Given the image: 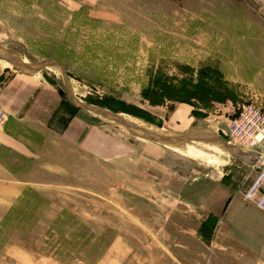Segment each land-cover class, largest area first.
Listing matches in <instances>:
<instances>
[{
  "label": "rangeland",
  "instance_id": "obj_1",
  "mask_svg": "<svg viewBox=\"0 0 264 264\" xmlns=\"http://www.w3.org/2000/svg\"><path fill=\"white\" fill-rule=\"evenodd\" d=\"M256 13L247 0H0V52L65 71L0 60V264H264V213L241 197L264 144L223 134L240 105L264 112ZM152 89L213 97L153 104ZM72 99L249 157L151 142Z\"/></svg>",
  "mask_w": 264,
  "mask_h": 264
},
{
  "label": "built area",
  "instance_id": "obj_2",
  "mask_svg": "<svg viewBox=\"0 0 264 264\" xmlns=\"http://www.w3.org/2000/svg\"><path fill=\"white\" fill-rule=\"evenodd\" d=\"M5 118V116H3ZM229 143L241 148H260L264 143V112L252 103L238 107L236 116L228 125ZM253 176L247 187L241 192L244 202L253 204L264 213V164L255 163Z\"/></svg>",
  "mask_w": 264,
  "mask_h": 264
},
{
  "label": "water",
  "instance_id": "obj_3",
  "mask_svg": "<svg viewBox=\"0 0 264 264\" xmlns=\"http://www.w3.org/2000/svg\"><path fill=\"white\" fill-rule=\"evenodd\" d=\"M0 60H4V61L12 64L13 66H15L17 68L26 69L29 72L39 73L45 69H48L49 67H59L63 71V73H65L62 66L60 64H58L57 62H54V61H49V62H46L43 64L32 66L29 64H25L24 62H22V60L20 58H18L16 56H10V55L4 54L2 52H0ZM72 102H73L75 107L82 109V110H85V111L92 113V114L100 115V116H102L108 120L117 122L118 124L128 128L129 130H131L133 132H137L139 134H142L144 138H146L147 140H149L151 142H155V143L162 144V145L180 146V145H184V144L200 142L203 140H211L213 142L221 144V146L224 148V150L229 152L230 154H232L234 156L240 155L237 151H235L232 147H230L222 139H219L217 136L212 135V134H208L205 132H193V133H188L185 135H178V136H173V137L161 136L155 132H151V131L141 127L137 123H133L131 121H128V120L124 119L123 117H121L120 115L112 113L108 110L95 108L92 106H85L81 103L76 102V100H73Z\"/></svg>",
  "mask_w": 264,
  "mask_h": 264
},
{
  "label": "trees",
  "instance_id": "obj_4",
  "mask_svg": "<svg viewBox=\"0 0 264 264\" xmlns=\"http://www.w3.org/2000/svg\"><path fill=\"white\" fill-rule=\"evenodd\" d=\"M172 92V91H171ZM169 91H158L155 89L147 90L143 92V97L145 99H148L153 104H161L164 101H177L180 103H189L192 100H197V98H206V97H213L209 94V96L206 95H198L193 94L186 91H179L175 93H171ZM193 94V95H191Z\"/></svg>",
  "mask_w": 264,
  "mask_h": 264
},
{
  "label": "bare ground",
  "instance_id": "obj_5",
  "mask_svg": "<svg viewBox=\"0 0 264 264\" xmlns=\"http://www.w3.org/2000/svg\"><path fill=\"white\" fill-rule=\"evenodd\" d=\"M23 69V68H22ZM127 120V119H126ZM129 121V120H128ZM133 123H136V122H133ZM141 127H143V128H145V129H147V130H149V131H151V132H153V127H151V126H145V125H143V124H139ZM155 133H157V134H159V135H161V136H171V137H173V136H176V135H168V134H164V133H162V132H155ZM135 134V133H134ZM141 135V137L143 138V135L142 134H140ZM213 143V144H216V145H218L219 147H221V148H223L222 146H221V144H219V143H216V142H213V141H211V140H203V141H200L199 143L200 144H205V145H213V144H210V143ZM228 144H230L229 142H228ZM264 144V143H263ZM185 145H187V144H184V145H180V146H170V145H166V146H169V147H173V148H182V147H184ZM230 146V145H229ZM263 146V145H262ZM231 147V146H230ZM235 147H238V148H240L241 150H244V148H241V147H239V146H237V145H235ZM233 148V147H232ZM235 151H237L235 148H233ZM249 150V149H248ZM245 151V150H244ZM239 154H243V155H245L246 157H249V154H246V153H243V152H240V151H237ZM250 155H252V154H250ZM257 157H258V155H256ZM259 162H261V163H263L264 164V157H260V159H259Z\"/></svg>",
  "mask_w": 264,
  "mask_h": 264
},
{
  "label": "crops",
  "instance_id": "obj_6",
  "mask_svg": "<svg viewBox=\"0 0 264 264\" xmlns=\"http://www.w3.org/2000/svg\"><path fill=\"white\" fill-rule=\"evenodd\" d=\"M247 1H248V3H249V1L252 3V5L255 7V11L257 12L256 14L258 16H260L261 20L264 23V0H247ZM256 163H257V161H256Z\"/></svg>",
  "mask_w": 264,
  "mask_h": 264
}]
</instances>
